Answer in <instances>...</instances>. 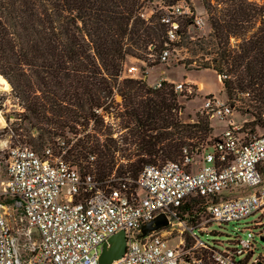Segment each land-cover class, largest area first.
<instances>
[{"label": "trees", "instance_id": "1", "mask_svg": "<svg viewBox=\"0 0 264 264\" xmlns=\"http://www.w3.org/2000/svg\"><path fill=\"white\" fill-rule=\"evenodd\" d=\"M201 2L210 31L186 41L204 59L195 68L216 72L227 103L253 117L244 123L252 124L248 130L253 133V125L264 128V2ZM143 4L144 0H0V74L24 109L8 121V129L32 147L50 143L57 152L64 147L68 160L99 180L114 169L118 176L135 179L146 164L177 161L183 147L193 149L210 137L208 113L196 112L193 121L180 117L178 111L184 107L176 100L180 91L172 82L147 84L146 67L159 63L165 43L184 41H167L160 15H140ZM151 46L154 58L149 56ZM129 56L145 61L141 77L122 75ZM189 62L180 61L186 69H191ZM99 107L102 114L95 111ZM110 112L126 133L113 137L103 118ZM22 120L38 131L36 139L19 130ZM90 123L92 132L87 131ZM117 151L127 160L125 167L114 168ZM179 210L186 216L193 213L187 201Z\"/></svg>", "mask_w": 264, "mask_h": 264}, {"label": "built area", "instance_id": "2", "mask_svg": "<svg viewBox=\"0 0 264 264\" xmlns=\"http://www.w3.org/2000/svg\"><path fill=\"white\" fill-rule=\"evenodd\" d=\"M140 15L147 17L143 11ZM159 15L169 42L180 37L179 17H192L188 25L203 24L182 1ZM165 45L161 62L170 55ZM136 71L129 65L122 75ZM153 86L160 87L161 80ZM193 86L174 83L180 92H191ZM233 109L206 96L203 110L224 118L225 128L193 149L183 147L181 161L146 164L135 179L114 170L99 180L68 160L64 147L57 152L50 143L40 152L26 143L9 146L0 176V264H207L195 254L197 248L209 250L214 264H264V257L253 254L255 236L264 237V130H243L229 117ZM95 111L103 113L102 107ZM103 118L111 123L107 114ZM186 201L193 209L187 216L179 210ZM160 213L167 224L142 235V225ZM249 216L253 225L244 228L246 238L232 239L238 244L215 247L193 231ZM120 230L126 238L123 254L99 262L102 244ZM184 231L193 239L190 246Z\"/></svg>", "mask_w": 264, "mask_h": 264}, {"label": "rangeland", "instance_id": "3", "mask_svg": "<svg viewBox=\"0 0 264 264\" xmlns=\"http://www.w3.org/2000/svg\"><path fill=\"white\" fill-rule=\"evenodd\" d=\"M181 1L187 3L190 9L193 10L195 15L202 17L203 24L201 26H196L194 24L186 25L187 19L190 16L184 15L179 17L181 29L186 26V37H184V39H181V37H179V39L184 42H182L181 45L174 44L169 46L170 55L169 59L166 62L159 61L158 64L146 67V73H148L147 84L149 85V82H154L153 84H155L158 80H166L172 82L173 84L182 81L199 83L201 82L202 87L200 88V90L197 86H193L191 92H178L176 96L177 102L182 104L184 107L181 111H178L180 117L185 121H193L196 119V112H205L203 110V105L206 96L211 95L227 102V97H225L224 92L220 87L219 78L216 72L209 68L196 69L195 67L200 66L204 59L201 58L200 52L194 54L190 48V44L186 43L187 40H194L196 37L207 36L208 32L210 31V24L208 22L202 2L201 0H144L143 12L146 14V16L155 13L154 18L157 19V15H159L161 11H164V7L172 3ZM262 1L264 2V0ZM149 50L151 51L152 58L156 57V54L153 51V46H151ZM180 61H192L189 62V67L191 69H186L184 64L180 63ZM129 65L137 66L138 71L134 72L133 74L127 73L126 75L131 77H141V67H145L146 63L141 59L129 56L124 67ZM37 93L41 94L39 91ZM186 95H189L190 98L187 99ZM115 99L116 101H121V96L118 93H115ZM109 109L113 110L112 107H110ZM22 111H24V109L19 104L18 99L13 95L10 84L6 89L0 86V176L2 178L4 177V159L6 157L8 147L18 143L26 142L24 139L19 138L17 134L12 133L10 129H8V121H13L15 119V113H21ZM7 116L9 118L8 120L6 118ZM229 117L234 119L235 122L242 124L244 129L252 127V124H244L246 122L252 121L253 117L250 114H243L240 111L233 109V112ZM109 120L111 123H108V128L110 131H112L113 137H116L120 133H126V128H119L118 119L115 118L111 112L109 114ZM211 120L217 131L225 128L226 120L224 118L216 115L213 116ZM92 127L93 123H90L87 127V131L92 132ZM253 128L255 133H260L264 130V128H256L255 125H253ZM119 129L120 131H118ZM19 130H22L23 133L28 132L32 137H34L35 139L37 138L38 131L31 128L26 120L21 121V128ZM66 134L69 136L73 135L70 132H66ZM54 138L55 136H53V139ZM58 138L59 137H56V139ZM26 144L30 145L28 142H26ZM33 148L40 152L42 149V145L33 146ZM115 158L117 159L114 168L117 167V165H124L127 162V160L123 158L118 151L115 153ZM195 158H198V156H196ZM176 160L181 161L180 158ZM160 162L162 161L158 160L156 163ZM123 167H125V165ZM252 219L253 217L249 216L238 221H229L227 223L223 222L221 224L211 223L210 225H208L207 231H200L198 228H194L193 231L201 240L212 244L215 247H220L222 244H238L234 243V240L232 239L235 235H239L240 238H246V230L244 228L246 226L253 225L251 222ZM189 223L190 222H188V224ZM253 230L256 231L257 227L254 226ZM183 234L187 241L186 245H192L193 239L189 236V234L186 231H184ZM176 236L177 235H174V237ZM254 240L256 247L253 253L254 256L261 255V257H264V241H262L260 236L258 235L255 236ZM195 254L202 255L207 264H214L210 257L211 252L209 250L204 248H197L195 249Z\"/></svg>", "mask_w": 264, "mask_h": 264}, {"label": "water", "instance_id": "4", "mask_svg": "<svg viewBox=\"0 0 264 264\" xmlns=\"http://www.w3.org/2000/svg\"><path fill=\"white\" fill-rule=\"evenodd\" d=\"M166 224L167 218L165 214L160 213L155 218L142 225L141 234L144 235L152 230L161 228ZM261 240L264 241V237H261ZM125 241V232L123 230L112 234L107 241L102 244L99 262L109 263L113 259L120 257L125 250ZM257 264L262 263L257 262Z\"/></svg>", "mask_w": 264, "mask_h": 264}, {"label": "crops", "instance_id": "5", "mask_svg": "<svg viewBox=\"0 0 264 264\" xmlns=\"http://www.w3.org/2000/svg\"><path fill=\"white\" fill-rule=\"evenodd\" d=\"M147 76H148V73H146V75H145V79H146V82H147ZM218 78H219V76H218ZM186 82H188V83H191V84H193V85H195V86H197L198 88H199V90H200V88L202 87H199V82H190V81H186ZM219 82H220V87H222V85H221V81H220V78H219ZM151 83V84H150ZM154 82H149V85H154L153 84ZM201 83V82H200ZM202 84V83H201ZM224 95H225V93H224ZM213 117V116H212ZM211 117V118H212ZM211 118H210V125H211V127H212V131H211V135H216V134H219L222 130H219V131H217V129L214 127V125L212 124V120H211Z\"/></svg>", "mask_w": 264, "mask_h": 264}, {"label": "bare ground", "instance_id": "6", "mask_svg": "<svg viewBox=\"0 0 264 264\" xmlns=\"http://www.w3.org/2000/svg\"><path fill=\"white\" fill-rule=\"evenodd\" d=\"M0 86L4 89L8 88L9 84L7 80L0 74ZM199 87H201V83H199Z\"/></svg>", "mask_w": 264, "mask_h": 264}]
</instances>
